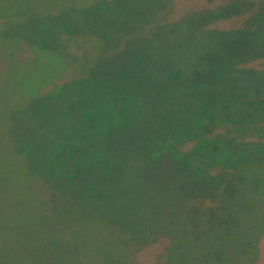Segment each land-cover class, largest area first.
Masks as SVG:
<instances>
[{"label":"rangeland","instance_id":"1","mask_svg":"<svg viewBox=\"0 0 264 264\" xmlns=\"http://www.w3.org/2000/svg\"><path fill=\"white\" fill-rule=\"evenodd\" d=\"M31 1L33 7L45 4ZM77 1L64 9L48 7L45 12L41 6L27 14L13 12L6 0L0 2V40L30 53L50 48L73 61L66 40L71 37L77 50L89 41L96 56V66L91 69L94 79L85 87L62 77L55 82L61 86L57 92L49 98L36 97L13 114L9 126L0 125L2 161L10 165L13 156L25 153L42 173L41 183L28 182L23 185L26 190L18 192L9 189L6 197L0 186V233L4 237L0 253L19 256L16 262L0 264H102L89 253L63 257V251L53 247H44L39 261L33 249L23 245L25 232L35 231L57 246L56 228L35 229L52 210L51 204L40 211L33 206L39 202L41 207L63 192L89 215L113 226L117 221L120 230L141 236V264H155L153 253L159 246L166 253L198 247L207 264H241L253 258L256 239L249 232L223 227L229 230L228 244L223 247L215 231L195 236L200 225L187 216L200 211L207 221L212 218L210 208L190 189L196 178L199 186L204 179L211 194L214 187L209 185L219 182L214 175L223 166L264 165V139L250 137L226 152H202L192 159L179 156L190 153L189 142L200 120H216L226 114L233 117L244 109L249 97L264 94V66L258 63L264 30L249 36L237 28L258 0ZM205 8L209 11L204 13ZM231 41L255 43L245 49L237 44L223 47ZM213 51L217 61L210 64ZM253 68L258 71L256 76ZM207 71L217 79L212 86L203 81ZM195 92H205L207 97L215 94L206 109L200 107L203 100L197 101ZM207 107L216 114L208 116ZM43 166L56 168L57 175H50ZM66 169L71 173L69 181L62 174ZM251 210L247 205L242 214L226 209L222 215L231 222L260 224V257L249 264H264V208L258 211L261 216ZM58 230L68 232L67 228ZM75 230L80 232L78 227ZM239 248L245 249L243 256L237 254Z\"/></svg>","mask_w":264,"mask_h":264},{"label":"trees","instance_id":"2","mask_svg":"<svg viewBox=\"0 0 264 264\" xmlns=\"http://www.w3.org/2000/svg\"><path fill=\"white\" fill-rule=\"evenodd\" d=\"M1 1L2 0H0V2ZM6 1L10 4L8 8L13 12L19 10L26 14L41 6L46 10L45 12H48V7L62 6L64 9L78 2L77 0H42L45 4L33 7L34 4L31 0ZM13 1L14 3L11 4ZM206 1L213 2L215 0ZM18 4H21L19 8H17ZM207 11H209V9L205 8L204 13ZM238 26L237 28L249 36H255L264 30V0H258L257 4L252 6L249 10L245 20ZM229 31L230 30H225L226 33ZM66 40H69L67 44L71 47V52L74 56L73 61L68 60L60 54V52L50 48H46V50L33 49L32 53H30V50L25 51L15 48L10 41L0 40V125L9 126V124L12 123L13 114L23 108L28 102L33 101L36 97L49 98L50 95L57 92L61 86L55 82L62 77H65V79L73 78L75 79L74 81L83 83L82 86L84 87L89 84V81L94 79L91 69L96 66V56L94 51H90L89 41L84 43L82 49L77 50L73 38L67 37ZM248 42L252 44L255 43L254 41ZM249 43L231 41L225 43L223 47H233L234 44H237L242 49L246 47L251 48ZM258 47L262 50V52L258 54L261 59L258 63L264 66V45L259 44ZM26 52H29V54H25ZM213 52L211 60L210 58L206 60V62L210 60L208 62L210 64L217 61L215 57L217 53L215 54V51ZM90 54L94 55L91 57ZM69 68L70 71L68 70ZM123 69H125V66H123ZM106 73H102V75L106 78H113L111 77L113 76L112 74L108 76ZM257 73L258 71L254 69V76H256ZM98 77L101 79L103 78L101 76H97L96 78L98 79ZM216 80L213 73H209L208 71L205 72L203 81H205L207 85L212 86L215 84L214 81ZM209 89L212 88L209 87ZM212 92L215 93L214 90H212ZM214 95L207 97L205 92L199 95H197L196 92L194 93V97L197 101L203 100L202 103L199 102L201 105L200 107L203 109H206L205 106L209 104L208 102H211ZM241 99L242 98L239 97V100ZM229 105L231 106L230 103ZM225 106L227 107V105ZM241 108L244 109L235 112L237 115L233 117L232 115L229 116L226 114L223 118L216 120H214L213 117L200 120L198 126L195 123L194 125L197 127L195 128V133L192 135L188 147L190 153H181L179 156L180 159L194 158L193 156L197 157L201 155L202 152L213 150L226 152L229 147L233 146L238 141L250 137L264 139V94L257 93L249 97L245 105ZM196 114L197 117L200 115L198 112H196ZM207 114L209 116L216 113L207 107ZM208 124H210L209 127L205 126ZM64 148L65 145H63V149ZM10 163V165H7V163L3 162L0 154V186L6 190L4 197L10 192L9 189L14 188L15 190L16 188L18 192L20 189H25L27 186L23 185L28 182H42V180L38 179H42L41 170L39 173V171L31 165L32 160L29 155L27 156L25 153L15 155L10 160ZM43 169H46L50 175H57V169L54 167L49 168L48 166H43ZM63 173L69 177V181L71 179L70 171L66 169L62 171V174ZM52 177H48V179ZM214 178L219 180V182L213 183V181L212 184L209 185V188L214 187V192L211 194H208L209 190L205 188H208V185H206L207 183L204 182L202 178L201 181L203 183H200L201 186L196 184L199 181L197 177L193 184L195 189L193 186L190 188L198 193V201L206 206L207 210L210 208V217H212L207 221L208 217L203 216L204 214L200 211H196L195 214L187 216L191 222L195 219L198 220L196 223L200 225V233L198 231L195 236L206 235L204 233L215 231L219 239V244L225 247L229 240V230H225L223 227L228 226L229 229L234 228L238 233L244 230L249 232L247 234H252L256 241L253 258L241 264H249L258 261L260 253L259 246L257 245L263 233L258 227L260 224L256 227V225H251L249 222H231L225 220L222 214L226 209H236L239 214H242L244 213L245 207L251 205V214L261 216L262 211H258L264 208V165L245 162L230 167L223 166L221 169H218ZM67 186H69V184ZM43 195L46 196V194ZM86 195L85 193L82 197L85 198ZM219 201L220 204H218ZM49 204H51L52 210L42 219V224L36 226L37 228L35 229L45 231V229L56 228L55 233L59 237L60 242L55 246L48 242V240L54 241L53 239H48L42 233H36L34 231L25 232V241L23 243L27 248L33 249L35 255L37 257L39 256V261L44 253V247H53L61 249L63 251V257L69 255L84 257L89 253L90 257L102 261V264H132L134 262L141 264L138 256L139 249L142 246L141 236L139 237L133 232L120 230V228H118L120 223L117 221H115L114 224L118 226H113L94 214L89 215L86 210L83 211V207H80L79 203L74 198L66 195V192L65 194L63 192V194H60L58 197L51 198V202L44 201L41 207H39V202L37 204L35 203L33 207H35L37 211H40L45 205L47 209L50 208ZM174 209V214H176V207ZM240 211L242 213H240ZM251 214L250 216H252ZM86 218H89L88 224H85ZM262 219H264V215ZM262 219L260 217V220ZM44 223L46 228H42ZM102 225H106V230L103 229ZM263 225L264 222L262 221L261 226ZM75 227H78L80 232H77ZM65 228L68 230L67 234L66 232H60L58 230ZM113 231H115V233H113ZM2 238H4L3 233H0V241ZM69 242H76L78 246L74 245L72 247ZM192 244H196L194 239L192 240ZM196 249H198V247H196ZM196 249H178L176 252L166 253V248L161 249L159 246L157 248L158 252L155 251L153 253V258L155 264H207ZM245 252L244 248H239L237 254L243 256ZM225 256H229V254H225ZM18 260L19 256L13 252H7L5 254L0 253V262H16Z\"/></svg>","mask_w":264,"mask_h":264}]
</instances>
